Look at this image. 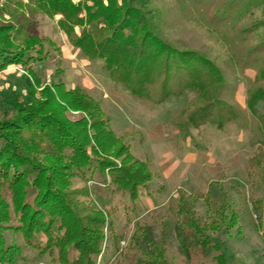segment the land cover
<instances>
[{
    "label": "rangeland",
    "instance_id": "rangeland-1",
    "mask_svg": "<svg viewBox=\"0 0 264 264\" xmlns=\"http://www.w3.org/2000/svg\"><path fill=\"white\" fill-rule=\"evenodd\" d=\"M143 1L141 10L156 21L155 33L164 43L200 54L221 72L227 85L223 97L238 114L235 122L222 130L187 123L192 111L203 104L195 90L160 104L136 99L112 82L101 60L88 62L71 46L58 16L47 15L36 0H0V36L2 29H13L14 34L23 31L43 42L33 49L37 62L0 71V125L12 118L8 103L23 102L28 79L37 86L35 98L40 102L39 92L45 87H79L99 105L109 129L129 148L130 163L147 165L151 181L134 199L104 185L107 177L99 172L93 182L71 179L67 189L73 191L70 199L78 215H88L92 202L107 215L108 225L92 264H219L220 255L226 264H264V128L245 104L248 89L264 86V81L253 82L260 63L247 53L264 29L258 36L240 32L264 21V6L248 7L242 22L231 29L229 23L214 26L220 22L213 17L225 0ZM22 40L16 35L9 49L20 47ZM63 117L70 122L81 118L78 112ZM114 162L128 166L123 156ZM3 194L10 224H16L11 196L6 189ZM182 205L209 241L207 247L193 242L188 233L182 239L176 235L177 210ZM217 207L229 216L221 225L214 215ZM3 235L23 249L16 264H61L57 250L45 253L25 247L10 231ZM39 244L43 247L44 240ZM73 258L70 253L69 261Z\"/></svg>",
    "mask_w": 264,
    "mask_h": 264
},
{
    "label": "trees",
    "instance_id": "trees-1",
    "mask_svg": "<svg viewBox=\"0 0 264 264\" xmlns=\"http://www.w3.org/2000/svg\"><path fill=\"white\" fill-rule=\"evenodd\" d=\"M36 1L47 15L60 18L58 25L74 49L88 62L101 60L112 82L136 99L160 104L186 90H195L203 104L192 111L187 123L222 130L238 118L236 109L223 97L227 85L221 72L200 54L179 51L164 43L155 33L156 21L146 18V11L141 10L145 1ZM259 6H264V0H225L213 17L220 22L214 26L229 23L232 29L233 24L242 22L248 7ZM261 22L240 32L258 36L264 29ZM6 30L2 29L0 36V71L10 65L23 68L37 62L32 57L33 49L42 47L43 42L23 31L14 34L13 29ZM16 35L23 39L22 44L9 49ZM257 39L258 43L247 52L260 63L253 82L264 81V33ZM25 87L28 91L23 102L15 99L8 103L12 118L0 125V264H16L22 259L23 249L7 242L3 235L6 231L21 238L25 247L45 253L57 250L61 264H92L100 251L103 228L108 225L107 215L91 201L93 205L86 210L91 213L80 217L70 199L73 191L67 189L71 179L93 182L94 174L99 172V176L107 177L104 185H112L115 191L134 199L140 188H147L150 172L145 163H130L133 158L129 148L109 129L101 108L84 90H67L63 84H56L39 92L40 102L35 98L37 86L31 80ZM152 89L157 93L153 94ZM245 104L264 128V86L248 89ZM66 112H78L81 118L70 122L63 117ZM120 156L128 166L115 164ZM4 189L15 206L16 224H10ZM183 209L184 205L177 210L176 235L182 239L188 233L193 242L207 247L204 233ZM214 213L220 225L227 222L229 216L224 215L222 207ZM40 240H44L43 247ZM70 253L74 254L71 262ZM216 259L226 264L223 256Z\"/></svg>",
    "mask_w": 264,
    "mask_h": 264
}]
</instances>
